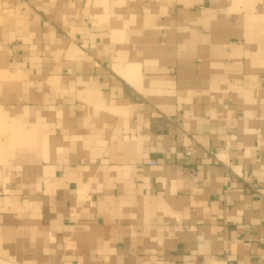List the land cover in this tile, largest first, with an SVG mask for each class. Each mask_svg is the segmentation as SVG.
<instances>
[{
    "label": "crops",
    "instance_id": "1",
    "mask_svg": "<svg viewBox=\"0 0 264 264\" xmlns=\"http://www.w3.org/2000/svg\"><path fill=\"white\" fill-rule=\"evenodd\" d=\"M0 264H264V0H0Z\"/></svg>",
    "mask_w": 264,
    "mask_h": 264
},
{
    "label": "built area",
    "instance_id": "2",
    "mask_svg": "<svg viewBox=\"0 0 264 264\" xmlns=\"http://www.w3.org/2000/svg\"><path fill=\"white\" fill-rule=\"evenodd\" d=\"M185 153H186L187 156H189L190 153H191L190 149H187ZM193 178H194V176H193Z\"/></svg>",
    "mask_w": 264,
    "mask_h": 264
}]
</instances>
